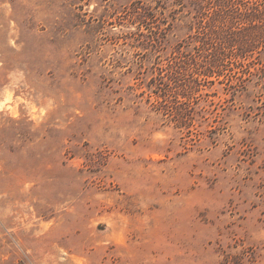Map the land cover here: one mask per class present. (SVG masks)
Masks as SVG:
<instances>
[{"label": "rangeland", "instance_id": "rangeland-1", "mask_svg": "<svg viewBox=\"0 0 264 264\" xmlns=\"http://www.w3.org/2000/svg\"><path fill=\"white\" fill-rule=\"evenodd\" d=\"M181 2L0 0V264H264V51L163 97Z\"/></svg>", "mask_w": 264, "mask_h": 264}, {"label": "trees", "instance_id": "trees-1", "mask_svg": "<svg viewBox=\"0 0 264 264\" xmlns=\"http://www.w3.org/2000/svg\"><path fill=\"white\" fill-rule=\"evenodd\" d=\"M173 7L175 9V4ZM177 8V12L183 11L182 8L186 9L188 16L192 18L190 22L193 25L185 22L188 31L196 30L190 39L191 43L189 42L190 46L193 45V52L189 54V59L187 54L180 59V67L185 59H188L191 67H186L189 74H173L171 82L176 85L175 90H170L171 87L160 88V95L163 94V97H180L188 103L198 91L200 83L196 85L197 78L200 77L204 83L225 78V60L235 57L234 59L242 62L240 66L243 67L246 64L244 62H250L254 54L264 51V0H182ZM132 19L145 25L153 34L146 41L145 49H157L161 43L159 35L167 28L164 29L159 24L161 30L153 31V28L158 27V22L149 8H135ZM177 54L182 55L179 52ZM185 75L196 78L193 82L180 80ZM254 77H258L264 84V67L259 68Z\"/></svg>", "mask_w": 264, "mask_h": 264}]
</instances>
